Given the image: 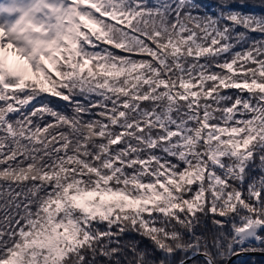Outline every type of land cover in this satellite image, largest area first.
<instances>
[{
  "label": "snow or ice",
  "instance_id": "obj_1",
  "mask_svg": "<svg viewBox=\"0 0 264 264\" xmlns=\"http://www.w3.org/2000/svg\"><path fill=\"white\" fill-rule=\"evenodd\" d=\"M253 254L264 0H0V264Z\"/></svg>",
  "mask_w": 264,
  "mask_h": 264
},
{
  "label": "trees",
  "instance_id": "obj_2",
  "mask_svg": "<svg viewBox=\"0 0 264 264\" xmlns=\"http://www.w3.org/2000/svg\"><path fill=\"white\" fill-rule=\"evenodd\" d=\"M209 2H214V0H209ZM52 102L57 108H62V109L68 108L66 103L59 101L58 99L53 98ZM125 239H139V237H137L135 234H129L128 236L125 237ZM143 242L147 243V241H143ZM253 261H255V264H264V255L253 254V255L241 256L235 258L230 264H253Z\"/></svg>",
  "mask_w": 264,
  "mask_h": 264
},
{
  "label": "water",
  "instance_id": "obj_3",
  "mask_svg": "<svg viewBox=\"0 0 264 264\" xmlns=\"http://www.w3.org/2000/svg\"><path fill=\"white\" fill-rule=\"evenodd\" d=\"M234 259H235V258H233L232 261H233ZM232 261H231V262H232ZM231 262H230V263H231Z\"/></svg>",
  "mask_w": 264,
  "mask_h": 264
}]
</instances>
